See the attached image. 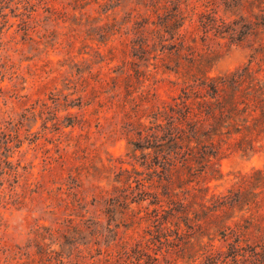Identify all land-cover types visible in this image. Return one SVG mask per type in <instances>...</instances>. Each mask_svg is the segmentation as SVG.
<instances>
[{
	"label": "rangeland",
	"instance_id": "374dc122",
	"mask_svg": "<svg viewBox=\"0 0 264 264\" xmlns=\"http://www.w3.org/2000/svg\"><path fill=\"white\" fill-rule=\"evenodd\" d=\"M260 3L172 0L178 32L163 28L159 0H0V264H233L219 218L188 229L177 202H200L193 189L207 182L226 194L264 169V139L189 179L139 132L207 95V78L258 69L264 32L235 30L264 19Z\"/></svg>",
	"mask_w": 264,
	"mask_h": 264
},
{
	"label": "trees",
	"instance_id": "16d2710c",
	"mask_svg": "<svg viewBox=\"0 0 264 264\" xmlns=\"http://www.w3.org/2000/svg\"><path fill=\"white\" fill-rule=\"evenodd\" d=\"M159 1L165 10H170L165 13L167 24L163 28L179 32L184 26V23L179 24L182 9L170 6L172 0ZM260 4L264 5V0ZM257 8L260 13L263 11L260 6ZM146 9L155 15L161 10L155 4L147 5ZM250 18L252 19L249 21L241 18L240 30H235V34L244 37L264 32L262 16L253 15ZM242 29H247V32ZM262 45L256 50L261 56L257 70H253L249 64L211 80L207 78L209 82L202 84L207 95L196 97L193 101L187 98L169 107L165 110V118L156 125L157 130L153 134L144 135V130L139 132L140 137L153 143L154 146L148 148L162 147L167 152L164 160L170 165V171L176 169L175 162L179 161L189 179L196 175L206 177L205 170L212 168L213 160L228 151L230 146L249 144L254 148V142L264 139ZM156 120L159 121V117ZM140 126L148 131L155 129L154 126L146 127L141 122ZM132 145L137 149L141 148L136 142ZM224 146L227 148L223 149ZM249 149L244 147L237 151L246 154ZM188 181L193 183L192 180ZM209 183L204 188L196 186L193 189L194 195L197 190L205 191L199 196L200 202L197 200L193 206L186 205V198L177 202L182 205L185 226L200 232L205 228L207 230L212 224L211 218L207 217L211 213L212 218H219L216 224V228H219L215 232L227 244V251L223 253L226 260L231 259L233 264H264V169L240 175L239 181L226 194L210 193ZM219 212L229 213L230 216L224 222ZM48 251L47 258L56 253L51 247ZM59 261L63 264V257Z\"/></svg>",
	"mask_w": 264,
	"mask_h": 264
}]
</instances>
